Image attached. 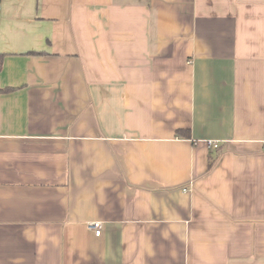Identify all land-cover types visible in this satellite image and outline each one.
Segmentation results:
<instances>
[{"label":"crops","instance_id":"crops-1","mask_svg":"<svg viewBox=\"0 0 264 264\" xmlns=\"http://www.w3.org/2000/svg\"><path fill=\"white\" fill-rule=\"evenodd\" d=\"M0 264H264V0H1Z\"/></svg>","mask_w":264,"mask_h":264},{"label":"built area","instance_id":"built-area-1","mask_svg":"<svg viewBox=\"0 0 264 264\" xmlns=\"http://www.w3.org/2000/svg\"><path fill=\"white\" fill-rule=\"evenodd\" d=\"M211 146H213L215 149L219 148L218 143L213 142L210 143ZM91 228L94 230L95 234L97 236H100L102 233V223L101 222H95L91 225Z\"/></svg>","mask_w":264,"mask_h":264},{"label":"trees","instance_id":"trees-1","mask_svg":"<svg viewBox=\"0 0 264 264\" xmlns=\"http://www.w3.org/2000/svg\"><path fill=\"white\" fill-rule=\"evenodd\" d=\"M0 2H1V0H0ZM180 132V131H179Z\"/></svg>","mask_w":264,"mask_h":264}]
</instances>
